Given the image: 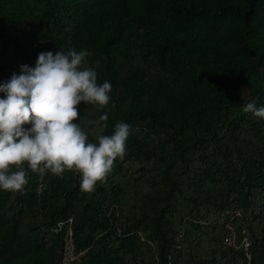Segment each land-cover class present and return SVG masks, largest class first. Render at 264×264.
I'll return each mask as SVG.
<instances>
[{"label":"trees","instance_id":"1","mask_svg":"<svg viewBox=\"0 0 264 264\" xmlns=\"http://www.w3.org/2000/svg\"><path fill=\"white\" fill-rule=\"evenodd\" d=\"M59 47L113 86L78 105L89 139L103 112L131 134L92 191L30 167L0 189V264H59L70 218L77 264H264V118L243 111L264 104V0H0V82Z\"/></svg>","mask_w":264,"mask_h":264},{"label":"clouds","instance_id":"2","mask_svg":"<svg viewBox=\"0 0 264 264\" xmlns=\"http://www.w3.org/2000/svg\"><path fill=\"white\" fill-rule=\"evenodd\" d=\"M89 54L74 47L40 51L34 65L23 63L19 73L0 82V189L23 190L27 168L43 166L57 175L76 170L80 187L92 191L124 156L131 134L127 121L106 133L108 113L103 112L93 122L94 140L79 122L80 102L107 105L113 87L109 80L98 81L85 59ZM243 111L264 118V104L255 99L243 104Z\"/></svg>","mask_w":264,"mask_h":264},{"label":"built area","instance_id":"3","mask_svg":"<svg viewBox=\"0 0 264 264\" xmlns=\"http://www.w3.org/2000/svg\"><path fill=\"white\" fill-rule=\"evenodd\" d=\"M43 166L38 170L40 175L43 174ZM54 231L61 232L62 234V255L59 264H77L80 261V252L76 251V246L73 238V229H72V218L66 221L59 222L54 228ZM224 242L230 246H235V235H228ZM248 245V242L245 240ZM249 256V255H247Z\"/></svg>","mask_w":264,"mask_h":264},{"label":"rangeland","instance_id":"4","mask_svg":"<svg viewBox=\"0 0 264 264\" xmlns=\"http://www.w3.org/2000/svg\"><path fill=\"white\" fill-rule=\"evenodd\" d=\"M242 92L245 94V90H244V89L242 90ZM43 168H44V169H43V172H44V170H45L46 167H43ZM37 172H38V170H37ZM38 174H39V178H38V179H39V181H40L42 176L40 175L39 172H38ZM38 191L40 192V188H38ZM245 240H246V239H244V240L242 241V244H243L244 246H247V243L245 242ZM80 256H81V255H80ZM80 258H81V257H80Z\"/></svg>","mask_w":264,"mask_h":264}]
</instances>
